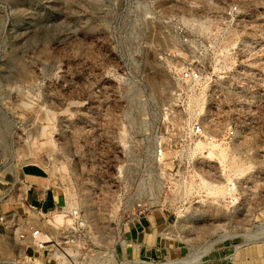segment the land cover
Instances as JSON below:
<instances>
[{
    "label": "rangeland",
    "instance_id": "374dc122",
    "mask_svg": "<svg viewBox=\"0 0 264 264\" xmlns=\"http://www.w3.org/2000/svg\"><path fill=\"white\" fill-rule=\"evenodd\" d=\"M174 66H207L210 84L181 110L171 100ZM202 107L203 124L212 131L231 124L237 140L221 147L227 160L205 147L185 176L226 185L225 171L240 189L234 215L205 190L177 192L171 154L158 166L151 153L160 114ZM140 160L142 168L128 166ZM30 166L42 168L64 198L57 212L40 216L43 223L30 212L41 236L59 244L63 227L82 229L73 245L50 244L33 260L21 250L8 263L156 264L121 257L127 194L142 180V194L164 193L157 212L165 236L184 248L168 263L219 255L223 264H264V0H0V176ZM64 210L72 226L55 223Z\"/></svg>",
    "mask_w": 264,
    "mask_h": 264
},
{
    "label": "built area",
    "instance_id": "2783aa9c",
    "mask_svg": "<svg viewBox=\"0 0 264 264\" xmlns=\"http://www.w3.org/2000/svg\"><path fill=\"white\" fill-rule=\"evenodd\" d=\"M236 11V7H230L228 9V15L233 16ZM175 33L184 46L191 47L192 40L190 39L185 26L180 22L175 23ZM173 70L175 73L176 86L171 94V100L175 108L181 110V108H184L187 104L190 94L201 92L206 87H209L210 84L205 80L207 66H174ZM158 118L162 119V122L158 124H161L162 127L154 132V145L152 146L151 153L158 166L164 165L167 152L171 154L174 170L172 172L174 173L172 174V177L173 181L176 182L175 185L189 181L190 179L185 176L186 170H192L195 163L198 160L203 159L205 154L204 151L206 150L203 152L198 151L199 145L220 148L232 146L237 140L236 127L231 124H228L224 129L216 128V131L210 130L207 126L205 127L202 123L204 119V107L198 111L185 114L181 112H165L160 114ZM140 134L142 136V130ZM128 166L142 168V160ZM222 174L224 181L227 174L225 171H223ZM163 194L164 193L162 192L158 197L147 192L142 194L141 180L136 188L127 194L129 202H125V205L127 206L129 203L132 208L129 212L128 223L134 220H141L152 211L159 209L162 210L164 205L163 202L165 201ZM227 194V202L230 205H238L241 203L240 189L236 180H232L231 183L227 185ZM9 195L10 192L0 196V205L9 197ZM121 196L120 193L119 197L121 198ZM177 208L181 214L183 209L181 207ZM32 212L37 214L38 218L40 217V214L36 212V210L33 209ZM71 213V216L78 215L77 212ZM17 218L18 217L14 215V213H4L0 209V224L5 226V228L13 229L15 233L20 227ZM40 219L42 220L41 217ZM76 225L78 228L63 227L60 230L61 243H56L55 238L49 235V242L44 244L38 243L39 238L43 233L38 222L34 219L26 220L23 227L25 229L18 232L17 237L19 241L29 245L30 250H32L33 258L28 256V253L26 252L24 253V256L29 260H33L36 254L45 252L50 244H54L55 246L61 244L73 245L75 239L73 233L77 232V229H82V224L78 225L77 223Z\"/></svg>",
    "mask_w": 264,
    "mask_h": 264
},
{
    "label": "crops",
    "instance_id": "0c3cea01",
    "mask_svg": "<svg viewBox=\"0 0 264 264\" xmlns=\"http://www.w3.org/2000/svg\"><path fill=\"white\" fill-rule=\"evenodd\" d=\"M1 177V176H0ZM0 181V196L10 192L0 209L4 213H14L18 218L17 232L24 230L25 221L34 209L42 217L57 212L64 204L61 192L54 186L48 174L38 166H30L22 172L12 174ZM158 210L152 211L141 220L128 223L124 231L121 257L129 262L167 263L184 255V248L175 239L165 236V221ZM43 220V218H42ZM41 219L39 221L42 222ZM48 223V220L44 219ZM42 229V228H41ZM13 229L0 224V264H9L21 250L30 253L28 244L18 240ZM45 253V252H44ZM202 264H223L219 255L208 257Z\"/></svg>",
    "mask_w": 264,
    "mask_h": 264
},
{
    "label": "bare ground",
    "instance_id": "6f19581e",
    "mask_svg": "<svg viewBox=\"0 0 264 264\" xmlns=\"http://www.w3.org/2000/svg\"><path fill=\"white\" fill-rule=\"evenodd\" d=\"M186 23H190V21H186ZM204 28V27H203ZM206 123H204V125H205ZM208 124V123H207ZM210 124V123H209ZM206 126V125H205ZM205 147H208V146H204V145H199L198 146V151H200V152H203V150L205 149ZM209 148H212L213 150H219V153H220V157L223 159V160H227V158H228V156H229V154H228V149L227 148H225V149H221V147L220 148H215V147H209ZM208 148V149H209ZM205 152V151H204ZM229 153H230V151H229ZM209 156L208 157H212V156H214L215 155V153L214 152H212V151H209V154H208ZM236 158V157H235ZM232 165L235 167V169H234V171L235 172H237V175H243V170H240V168H238V166L236 165V162H235V160L232 162ZM232 166V167H233ZM242 168V167H241ZM238 169V170H237ZM64 171H65V169H63ZM191 181V182H190ZM189 182H185L183 185H180L179 187L177 186V185H175V187H176V191L177 192H180V193H182L183 195H188V193H190V192H192V191H194V190H205L207 193H208V195H210V196H212V198L214 199V201H218V199L220 198V199H222L224 202H225V204H226V206L227 205H229V207H231L230 209H229V212H228V214L229 215H234V214H237L238 212H240V210H241V206H236V205H230L228 202H227V185L228 184H230L231 183V176H228L226 179H225V181H227V183H226V185H223V184H221V183H218V184H216V183H214V182H210V181H208V180H206L205 178H203L202 176H200L199 177V175H198V177L196 178V177H193L191 180H190ZM71 190V189H70ZM75 209H77V208H74V209H72L71 211L72 212H75ZM218 210V209H217ZM209 211V210H208ZM215 212V211H214ZM64 215H63V214ZM62 213H57V218L56 217H54V220H55V223L56 224H58V225H61V226H65V225H71L72 226V223L71 224H69L68 222H69V220H68V218H71L70 217V215H67L66 213H67V211L66 210H64V212H62ZM72 220V219H71ZM72 221H75V219H73ZM17 233L18 232H16L15 234V236H17ZM48 238H49V240H50V237L49 236H40V238H39V242L38 243H48L49 242V240H48ZM225 240V239H224ZM224 240H218V241H216L213 245H212V249L211 250H209V252L210 251H212L214 248H215V246L217 245V244H219L220 242H222V241H224ZM48 241V242H47ZM46 247V246H45ZM210 249V248H209ZM69 253H72V252H69ZM62 257H64V254H62L61 255ZM168 263V262H167ZM9 264H16V263H14V262H12V263H9ZM168 264H170V263H168Z\"/></svg>",
    "mask_w": 264,
    "mask_h": 264
}]
</instances>
